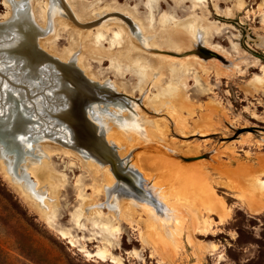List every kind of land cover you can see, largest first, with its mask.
Instances as JSON below:
<instances>
[{
	"label": "rangeland",
	"instance_id": "rangeland-1",
	"mask_svg": "<svg viewBox=\"0 0 264 264\" xmlns=\"http://www.w3.org/2000/svg\"><path fill=\"white\" fill-rule=\"evenodd\" d=\"M4 1L0 0V24L9 27L11 23L4 22L9 12ZM40 1L38 13H42L47 3ZM86 1L91 6L95 0ZM96 1L102 6L108 3L129 6L147 22L155 23L153 31L162 38L169 27L176 26L184 39L175 46L189 44L186 40L191 27L198 16H203V11H208L205 24L209 42L224 49L232 62L233 67L227 68L221 61L209 59L204 63L208 71L205 72L197 61L180 60L189 52L195 53L201 47L197 46L169 61L163 72L150 69L148 73L153 75L142 90L138 77L121 69L116 58L105 51H93L86 56V65L93 75L128 85L132 96L141 97L142 103L150 100L154 106L158 105L155 101L165 86L172 85L181 91L180 96L168 99L167 110L146 108L143 112L149 118L130 110L132 116L142 121L168 119L167 123L161 121L160 126L165 129L170 125L166 138L127 141L122 132L125 140L122 139L128 159L144 166L142 176L149 172L163 184L170 204H180L184 209L188 218L182 225L184 235L179 245L160 238L147 220L148 213L141 220L138 216L133 224L114 223L112 230L107 229L103 218L92 223L85 209L106 200L104 193H95L92 186L97 184L94 174L100 171L88 168L78 155L65 148L60 153H49L46 159V168L52 171L45 187L52 199L48 201L51 206L48 216L0 164V264H264V130L237 134V129L264 127V0H208L204 10L200 7L194 10L191 0H159L153 10L147 0ZM163 18L169 22L161 24ZM7 27L0 29V41L13 43L0 45L4 54H9L19 42L15 41L18 35L7 31ZM70 34L71 30L65 29L55 41L59 51L72 46ZM111 38L109 34L107 41H92L90 45L119 49L110 44ZM17 61L11 62V71L5 70L21 71L19 65L15 66ZM14 77L10 76V82L21 92ZM34 88L42 93L51 92L47 88L45 92L43 85L36 84ZM40 100L41 103H36L38 110L44 107V98ZM172 108L182 116L180 120L187 126L188 137L180 135L177 123L169 116L173 114ZM82 211L77 224L76 216ZM90 211L94 213L96 209ZM103 211L110 215L108 209ZM198 225L204 233L198 230ZM104 233L109 237L105 238Z\"/></svg>",
	"mask_w": 264,
	"mask_h": 264
},
{
	"label": "bare ground",
	"instance_id": "bare-ground-1",
	"mask_svg": "<svg viewBox=\"0 0 264 264\" xmlns=\"http://www.w3.org/2000/svg\"><path fill=\"white\" fill-rule=\"evenodd\" d=\"M158 1L147 0V5L153 10ZM40 2V0L4 1V4L9 7V12L4 17V22L11 23L9 27L6 26L7 31L11 30L12 34L18 35V39L15 41L19 42L13 45L12 51L9 54H4L3 49L0 48V118H4V116L9 117L12 124L20 131L25 150L21 154L17 166L13 169L14 154L11 151L6 152L3 147L4 144L0 142V164L2 168L12 177L17 186L23 189L25 194L34 201L41 212L48 216L51 211V206L48 202L50 196L45 192V187L50 182L52 171L46 168V159L49 153L53 151L60 153L65 148L70 149L80 157L81 162L85 166L87 165L90 169L91 167H96L100 171V174H94V180L97 181V184L92 186L95 193L103 192L106 200L103 202L99 201L96 204L89 203L93 204L88 208L89 210L84 208L86 215H91L90 219L92 223H95L98 218H103L107 229L112 230L114 223L122 224L126 222L133 224L138 216L141 220L144 219V213H148L147 220H149L150 226L159 232V235H157L162 239L171 240L175 245H179L183 234L182 225L184 222L187 223L186 220H188L184 215L185 213H183L184 209L182 210L180 204H170L166 192L162 190L163 184L156 180L149 172H145L144 177L142 176V167L144 166L139 162H132L128 159L123 143V133L125 134L124 136H127V141H134L137 138L165 137L171 130L170 125H167L165 129H161L160 126L162 124L161 121L167 123L168 119L158 117L157 120L150 119L152 122H148L147 120L142 121L140 118L132 116L130 110L133 109L126 106L122 101L110 103L109 105L102 102H93L87 107L86 111L89 118L96 123L99 132L104 135L108 143L117 149L124 161L123 163L136 174L139 180L141 179L144 188L161 203L162 206L157 207L156 205L145 203L132 197H122L116 190L117 180L110 165L104 164L94 156L76 148V133L70 127V124L65 121L64 115L73 114V105L78 95L77 90L83 88V83L78 76L71 77L72 73L78 75L76 67H80L89 79L132 96L131 93L133 92L128 85L100 80L89 71L85 60L87 54L93 51H99L100 53L105 51L108 55L116 58L121 69L132 71L138 77L140 81L138 86L141 85L142 90L147 87L148 79L153 75L152 73H148L150 69L157 71V73L163 72L167 68L169 61L179 59V55H183L197 46H205L209 50L221 55L223 59L204 56L200 53L198 47L195 53L189 52L185 57L182 56L183 58L180 60L197 61L205 72L207 68L204 66V63H207L209 59H217L224 63L223 65H226L227 68L233 67L232 62L226 57L228 53L221 47L209 42V29L206 25L208 11H203V16H198L196 24H193L191 27V33L187 34L186 40L189 44L175 46V43L184 39L178 34L176 26L172 29L169 27V31L162 38L153 31L155 23L147 22L134 9L120 3H108L102 6L100 3L95 4L97 2L95 0L91 2V6H88L86 4L88 1L86 0H47L45 9L42 10V13H38ZM191 2L194 10L198 7L204 10L207 7L208 0H191ZM218 12V14L222 15L219 9ZM72 13L80 20V23L75 20ZM122 14L131 17L137 27H132L122 17ZM103 17L108 18L103 20ZM30 22H35L38 25L36 26L37 31H41L37 38L39 47L65 64H74L75 67L74 65H70L67 67V70L59 71L53 63L42 59L36 53L37 51L35 52L34 44L26 41L27 36L32 30ZM167 22H169V19L163 18L161 24H167ZM2 27L5 26L0 24V29ZM65 29L71 30L70 38L72 46L64 51H59L55 46V41L60 38L62 31ZM115 29L118 31H115ZM109 34L112 35V38L108 41H111L110 44L112 46H119V49L102 48L101 45L92 47L90 45L92 41H107ZM10 43L13 42L0 41V45H8ZM1 60H4L3 63L5 62L6 65H2ZM14 61H17L15 63L16 67H18L17 65L21 67V75L19 73L21 71L18 72L16 71L17 69L10 73V69L13 68L10 64H12L11 62L14 63ZM3 66L4 70H2ZM5 69H9L10 71H6ZM13 75H15L14 78L18 80L17 82L23 88H20L21 92H19V88H16L10 82V76L13 77ZM68 81L71 83H68ZM36 84L37 86L43 85L44 89L47 88L48 91H51V96H49V92L48 95V93H42L39 89H36L37 87L34 88ZM31 88L35 90L33 91ZM181 94L178 88L172 85L165 86L159 91L158 100L155 101L158 105L154 106L150 100H143L142 104L133 102L135 108L133 111L139 113V115H145V118H149L143 112L146 108L158 111L161 109L167 110L169 109L168 99L170 100V98H174L175 96L178 97ZM33 97L34 100L32 101ZM42 97L44 98V107L42 110H38L36 103ZM40 99L38 102L41 101ZM20 107L32 116V122L23 118L21 114H17L21 111ZM165 112L167 111L163 113ZM172 113L169 116L177 123L180 135L188 137L189 131L187 126L180 120L182 116L175 109L172 110ZM104 127L106 130H104ZM117 133L120 136H117ZM248 133L251 134L250 131ZM207 134L204 133L203 135ZM162 148L164 149L165 146H162ZM166 151L168 152V150ZM150 157L155 158L156 156L151 155ZM262 182L264 188V180ZM85 204L87 205V203ZM90 209H96V212L92 213ZM103 209H108L110 215L104 214ZM83 211L78 212L76 216L77 224L80 222L77 218L81 216V213H84ZM99 213L105 216H101ZM218 213L223 216L222 210L219 209ZM194 220L198 224L201 222L196 217H194ZM79 226L81 228L82 224H79ZM198 230L203 233L205 232L199 225ZM207 231H209L208 228ZM144 233L147 234V232ZM104 236L108 238L109 234L104 233Z\"/></svg>",
	"mask_w": 264,
	"mask_h": 264
},
{
	"label": "water",
	"instance_id": "water-1",
	"mask_svg": "<svg viewBox=\"0 0 264 264\" xmlns=\"http://www.w3.org/2000/svg\"><path fill=\"white\" fill-rule=\"evenodd\" d=\"M72 15L74 16L75 20L80 23V20L73 13ZM122 17L126 19V21L132 25V27H137L136 23L131 17L125 14H122ZM106 18L108 17H103L102 19L105 20ZM30 23L32 30L27 36L26 41H29L30 44H34L35 52L37 51L36 53H38L42 59L53 63L59 71L67 70L68 66L74 65H69V63L65 64L60 59L53 57L41 49L37 41L38 34L41 31H37L36 26L38 25H36L35 22ZM199 51L204 56L223 59L221 55L209 50L205 46L201 45V47H199ZM76 70L78 75H74L72 73L71 77L74 78V76H78L80 81L83 83V88L77 90L78 95L76 96L73 105V114L64 115L65 121L70 124V127H72L76 133V148L84 153L94 156L104 164L110 165L117 179L116 190L122 195V197H132L139 201L156 205L157 207L162 206L161 203L144 188L143 184L141 183V179L139 180L136 174L128 169L127 165L123 163L124 161L120 157L117 149L108 143L104 135L101 134L97 129L96 123L89 118L86 112L87 107H89L93 102H102L106 105H109L110 103H119V101H122L126 106L134 110L135 108L133 106V102L142 104V98H136L124 92L116 91L109 86L102 85L97 81H93L84 74L80 67H76ZM68 83L71 82L68 81ZM20 110L21 111H19L17 114H21L23 118L32 122V116L26 113L22 107H20ZM261 129L264 130V127L237 129V134L245 131L259 132ZM0 142L4 144L3 147L6 152H13L14 160L12 167L15 169L25 148L20 131L17 130L14 124H12V121L9 120V117L0 118ZM190 159L191 158H186L188 161Z\"/></svg>",
	"mask_w": 264,
	"mask_h": 264
},
{
	"label": "flooded vegetation",
	"instance_id": "flooded-vegetation-1",
	"mask_svg": "<svg viewBox=\"0 0 264 264\" xmlns=\"http://www.w3.org/2000/svg\"><path fill=\"white\" fill-rule=\"evenodd\" d=\"M4 118H7V116H4Z\"/></svg>",
	"mask_w": 264,
	"mask_h": 264
}]
</instances>
